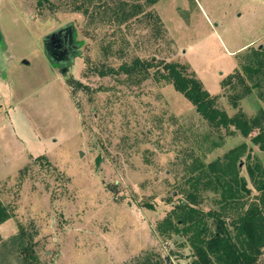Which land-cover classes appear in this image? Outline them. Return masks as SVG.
Here are the masks:
<instances>
[{
	"label": "rangeland",
	"instance_id": "1",
	"mask_svg": "<svg viewBox=\"0 0 264 264\" xmlns=\"http://www.w3.org/2000/svg\"><path fill=\"white\" fill-rule=\"evenodd\" d=\"M122 2L132 3L0 0V202L12 216L0 224V264H32L19 239L38 264H192L187 237L170 233L167 216L194 162L241 143L248 200L257 195L246 164L249 153L264 167L258 146L232 127H211L152 76L161 63L182 64L228 116L264 111V79L237 109L229 97L243 88L221 86L264 51V0H141L139 13L120 22L111 10ZM83 4L87 14L74 9ZM66 25L75 57L53 64L43 38ZM135 60L154 65L99 75ZM200 197L201 210L218 209L217 195Z\"/></svg>",
	"mask_w": 264,
	"mask_h": 264
},
{
	"label": "trees",
	"instance_id": "2",
	"mask_svg": "<svg viewBox=\"0 0 264 264\" xmlns=\"http://www.w3.org/2000/svg\"><path fill=\"white\" fill-rule=\"evenodd\" d=\"M79 1L81 4L83 2L90 4L92 0ZM131 1L129 4L122 2L111 10L117 14L120 22L135 16L140 10L137 2L141 0ZM145 1L147 5H154L157 2ZM74 9L81 10L83 14L88 13L84 4ZM153 65L151 62L135 60L130 66L122 65L118 70L112 68L103 70L99 75L121 73L131 76L138 70L139 73H146ZM155 67L152 76L154 81L171 85L211 127L224 130L232 127V133L249 138L250 142L264 153L263 110L253 118H248L241 110H237L233 116H228L219 108L218 96L209 94L187 66L168 62L161 63V67ZM261 78L264 79V51L254 50L241 66V71H235L227 76L221 84L225 88L235 81V85L243 88L241 94L229 97L231 107L237 109L239 101L249 95L253 88L259 87ZM254 79L257 81L248 86L247 81ZM246 151V144L241 143L228 150L221 158L209 163L196 161L188 168L189 186L184 192V198L174 207L175 212H171L166 221L171 234L187 237L194 257L192 264H264V260H259L264 252V167L259 162H250L252 158L249 153L247 154L249 162L246 164V174L257 193L252 200H248L251 190L238 167ZM205 192L217 195V210L204 212L199 208L200 193ZM172 216L175 221H172ZM11 217L10 212L0 202V224ZM17 243L21 254L32 260V264H38L32 247L29 244L24 245L21 239Z\"/></svg>",
	"mask_w": 264,
	"mask_h": 264
},
{
	"label": "water",
	"instance_id": "3",
	"mask_svg": "<svg viewBox=\"0 0 264 264\" xmlns=\"http://www.w3.org/2000/svg\"><path fill=\"white\" fill-rule=\"evenodd\" d=\"M2 39L0 33V41ZM46 58L53 64L62 65L75 57L74 31L71 25L63 26L43 38ZM260 49V47H259ZM24 64H27L24 61ZM65 72V69L62 70ZM241 164H239V167Z\"/></svg>",
	"mask_w": 264,
	"mask_h": 264
}]
</instances>
